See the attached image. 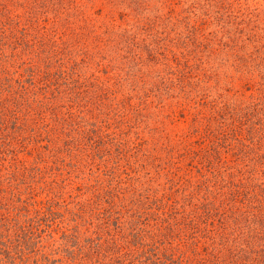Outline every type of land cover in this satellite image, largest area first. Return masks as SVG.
<instances>
[{
    "label": "rangeland",
    "instance_id": "374dc122",
    "mask_svg": "<svg viewBox=\"0 0 264 264\" xmlns=\"http://www.w3.org/2000/svg\"><path fill=\"white\" fill-rule=\"evenodd\" d=\"M264 264V0H0V264Z\"/></svg>",
    "mask_w": 264,
    "mask_h": 264
},
{
    "label": "trees",
    "instance_id": "16d2710c",
    "mask_svg": "<svg viewBox=\"0 0 264 264\" xmlns=\"http://www.w3.org/2000/svg\"><path fill=\"white\" fill-rule=\"evenodd\" d=\"M127 264H129V263H127ZM152 264H155V262L153 261Z\"/></svg>",
    "mask_w": 264,
    "mask_h": 264
}]
</instances>
